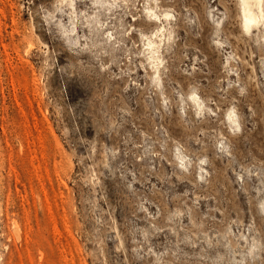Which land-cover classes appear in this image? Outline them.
Instances as JSON below:
<instances>
[{"label":"rangeland","instance_id":"rangeland-1","mask_svg":"<svg viewBox=\"0 0 264 264\" xmlns=\"http://www.w3.org/2000/svg\"><path fill=\"white\" fill-rule=\"evenodd\" d=\"M241 13L0 0V264H264V22Z\"/></svg>","mask_w":264,"mask_h":264},{"label":"bare ground","instance_id":"bare-ground-1","mask_svg":"<svg viewBox=\"0 0 264 264\" xmlns=\"http://www.w3.org/2000/svg\"><path fill=\"white\" fill-rule=\"evenodd\" d=\"M239 1L242 7L241 27L245 32H249L251 29L257 27L260 23L264 22V8H263L264 0H239Z\"/></svg>","mask_w":264,"mask_h":264}]
</instances>
